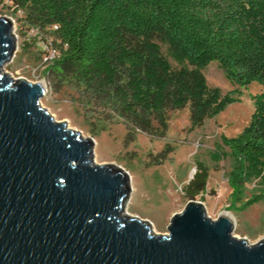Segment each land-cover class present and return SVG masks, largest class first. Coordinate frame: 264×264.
I'll list each match as a JSON object with an SVG mask.
<instances>
[{"label":"trees","instance_id":"trees-1","mask_svg":"<svg viewBox=\"0 0 264 264\" xmlns=\"http://www.w3.org/2000/svg\"><path fill=\"white\" fill-rule=\"evenodd\" d=\"M0 7L54 49L45 69L54 91L69 90L91 125L123 124L130 141L135 132L163 138L169 112L188 107L193 131L233 103L239 90L222 95L207 85L202 72L211 62L239 89L256 83L249 123L221 136L209 157L231 161L229 210L264 203V0H0ZM207 172L196 164L181 189L185 200L206 192ZM253 182L258 193L243 200Z\"/></svg>","mask_w":264,"mask_h":264},{"label":"water","instance_id":"water-1","mask_svg":"<svg viewBox=\"0 0 264 264\" xmlns=\"http://www.w3.org/2000/svg\"><path fill=\"white\" fill-rule=\"evenodd\" d=\"M15 50L0 17V264H264V239H237L232 218L200 202L163 235L128 216V174L94 162L93 140L41 106V84L4 71Z\"/></svg>","mask_w":264,"mask_h":264},{"label":"rangeland","instance_id":"rangeland-1","mask_svg":"<svg viewBox=\"0 0 264 264\" xmlns=\"http://www.w3.org/2000/svg\"><path fill=\"white\" fill-rule=\"evenodd\" d=\"M0 17L13 22L16 50L4 71L13 79H24L32 84H41L45 95L41 106L56 122H65L69 129L78 131L83 138L94 142V162L98 165H112L125 171L130 179V196L125 213L149 223L156 234H166L171 217L179 214L187 200L181 189L188 184L200 163L208 170L206 192L195 201L203 204L207 216L215 220L221 214H228L233 222V235L245 239L249 245L264 239V203H258L243 212L228 209L230 189L225 175L231 161L225 158L218 163L210 160L214 147L220 144V137L233 138L249 123L253 113L251 97L259 93L256 83L244 89L231 85L215 62L204 70L203 76L209 87L219 89L222 95L239 90L236 100L227 105L215 118L206 120L199 129L189 131V108L168 113V126L163 138H152L135 132L133 139H126L123 124L91 125L82 112L71 102L72 94L63 89L55 92L45 76V49L37 42L38 36L27 30L20 22V15H10L0 7ZM49 47V45H47ZM161 51L166 55L165 48ZM173 69L178 66L168 58ZM94 124V123H93ZM227 153V149H223ZM256 182L245 186L244 199L258 193Z\"/></svg>","mask_w":264,"mask_h":264},{"label":"built area","instance_id":"built-area-1","mask_svg":"<svg viewBox=\"0 0 264 264\" xmlns=\"http://www.w3.org/2000/svg\"><path fill=\"white\" fill-rule=\"evenodd\" d=\"M35 35L38 36V40L40 39V34H37V32H35ZM37 44L40 46V44L42 45L41 48L45 49V51H43L45 53V57H44V62L47 65H49V63L55 58L56 53L54 51V49H52L50 46L48 47L47 44H45L43 41L41 43L37 42Z\"/></svg>","mask_w":264,"mask_h":264},{"label":"bare ground","instance_id":"bare-ground-1","mask_svg":"<svg viewBox=\"0 0 264 264\" xmlns=\"http://www.w3.org/2000/svg\"><path fill=\"white\" fill-rule=\"evenodd\" d=\"M223 215H228V214H225V213H224ZM228 216H229V215H228Z\"/></svg>","mask_w":264,"mask_h":264}]
</instances>
